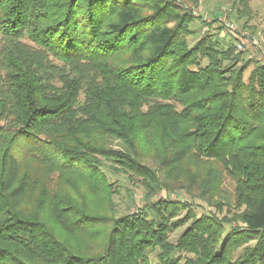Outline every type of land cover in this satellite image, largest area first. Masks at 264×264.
I'll list each match as a JSON object with an SVG mask.
<instances>
[{
  "label": "trees",
  "instance_id": "16d2710c",
  "mask_svg": "<svg viewBox=\"0 0 264 264\" xmlns=\"http://www.w3.org/2000/svg\"><path fill=\"white\" fill-rule=\"evenodd\" d=\"M193 21L178 0H0V264H264V63L189 46ZM217 162L238 225L203 214L166 242L194 212L154 195H203ZM110 174L142 188L135 212Z\"/></svg>",
  "mask_w": 264,
  "mask_h": 264
},
{
  "label": "rangeland",
  "instance_id": "374dc122",
  "mask_svg": "<svg viewBox=\"0 0 264 264\" xmlns=\"http://www.w3.org/2000/svg\"><path fill=\"white\" fill-rule=\"evenodd\" d=\"M184 7L191 10L194 16V21L191 23L190 28L192 30L189 38V46H192L197 40H199L204 34L212 33L221 42L226 44H232L235 48L236 53H243L244 59L258 60V53L255 56H251L245 52L237 50L235 47L236 37L233 33L228 31L225 26V21H231L238 26L242 31L248 32L250 34L259 37L261 42V48L264 56V0H250L248 2L247 12H244L242 5L239 3L234 4V0H197L194 4L191 0H178ZM213 20H215L213 22ZM213 22V23H212ZM212 23V24H211ZM173 25L174 23H169ZM261 52V53H262ZM226 64V63H225ZM240 62L236 63V67L240 66ZM252 66L249 65V68ZM180 109V106H177ZM107 146L115 150H122L120 143L113 139H108ZM187 164L196 166V161H188ZM217 170L221 172L220 177L215 181V184L211 186L212 188L207 189L201 195L200 190L192 189L191 193H187L184 189H175L174 191H158L153 200L161 197H168L171 200H181L182 203L186 205H191L194 212V218L188 216L187 209L184 207L179 212L175 214L167 223V234L166 242L175 245L179 237L191 226V223L196 218L202 216L203 214L216 215L218 218H231V225L237 226V222L234 221V214H237L244 208V205H238L235 201L236 196V185L234 180L223 168V164L217 162ZM154 166V165H153ZM212 164H206L203 166L201 172H207L211 168ZM193 170V169H192ZM110 179H119V182L123 186L133 190L135 201L133 202L129 195H127L126 190L122 187L120 195H115L114 199L117 202V208L119 213L122 212H135L139 207L142 206L141 194L142 188L138 187L137 182H132L126 180L123 175H113L110 174ZM194 195H196L194 197ZM199 195L200 198L197 197ZM178 220H182V225L178 227L173 226V222L177 223ZM248 244L253 245L254 241L248 242ZM243 245L232 249V260H236L242 253ZM187 254V253H186ZM190 256V254H188ZM152 258H154L152 256Z\"/></svg>",
  "mask_w": 264,
  "mask_h": 264
},
{
  "label": "built area",
  "instance_id": "2783aa9c",
  "mask_svg": "<svg viewBox=\"0 0 264 264\" xmlns=\"http://www.w3.org/2000/svg\"><path fill=\"white\" fill-rule=\"evenodd\" d=\"M224 24L227 27L228 31L235 35V47L237 48V50L245 52L251 56H255L258 53L257 59L260 62L264 63L261 42L258 36L240 30L238 26L231 21H225Z\"/></svg>",
  "mask_w": 264,
  "mask_h": 264
}]
</instances>
